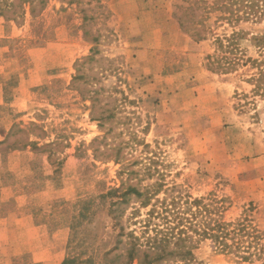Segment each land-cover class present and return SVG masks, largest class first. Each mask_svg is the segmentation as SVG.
<instances>
[{"label": "rangeland", "instance_id": "1", "mask_svg": "<svg viewBox=\"0 0 264 264\" xmlns=\"http://www.w3.org/2000/svg\"><path fill=\"white\" fill-rule=\"evenodd\" d=\"M2 1L0 264H126L120 228L142 241L150 209L130 188L157 191V211L200 201L207 212L193 224L246 226L236 252L249 248L250 264H264L256 70L209 71L212 41L194 42L173 16L182 0L35 1L33 14ZM238 30L264 36V18ZM193 257L235 264L209 239Z\"/></svg>", "mask_w": 264, "mask_h": 264}, {"label": "trees", "instance_id": "2", "mask_svg": "<svg viewBox=\"0 0 264 264\" xmlns=\"http://www.w3.org/2000/svg\"><path fill=\"white\" fill-rule=\"evenodd\" d=\"M21 1L22 5L29 6L30 13L33 14L35 1L43 9L47 0ZM2 3L5 7L14 6L9 0H3ZM174 7L173 16L177 20L181 32L188 35L194 42L212 41L214 54L207 57L209 71L228 74L238 67L250 64L257 72L252 81L255 82L256 88L262 86L264 81V36H252L238 30V27L242 23H257L263 20L264 0H182L181 4ZM0 16L3 15L0 14ZM212 17L215 18L213 28L208 23ZM217 27H227L229 33L224 31L223 34H218L215 31ZM244 44H248V46L244 47ZM248 52H254L260 58L253 59ZM128 191L138 199H142L141 208L150 206V209L146 215L149 220L143 222L146 223L142 232L144 235L142 241V237L136 236L133 231L124 234V228H120V235L123 233L129 239L128 242H125L126 245H129L126 250V264H132L134 261H137L138 264H191L194 261L193 248L200 239H209L214 243L216 249L232 255L235 264H250L254 257L258 258L255 252L248 251L249 248H246V252H236L241 249V243L244 242V237L240 234L247 232L249 236L246 226L240 225L229 230L230 224L223 222L221 218L213 222L209 218L208 222L193 224L197 216L202 212L205 214L207 212L205 206L200 208V201L194 200L186 203L187 209L176 208V205H172L163 206L161 210L157 211L155 204H151L157 191L151 192L148 189L141 193L132 188ZM123 202L124 200L121 198L120 203ZM157 202L155 200V203ZM192 206L195 211L191 210ZM138 214L139 210H134L130 216L134 219ZM151 219L158 220L160 224H154L148 232ZM205 219L208 218L205 217ZM194 237H197V240H194ZM227 240L230 241L229 244Z\"/></svg>", "mask_w": 264, "mask_h": 264}, {"label": "crops", "instance_id": "3", "mask_svg": "<svg viewBox=\"0 0 264 264\" xmlns=\"http://www.w3.org/2000/svg\"><path fill=\"white\" fill-rule=\"evenodd\" d=\"M1 191H3V189H0ZM5 190H7V189H5ZM4 190V191H5ZM0 223H4V224H7L8 222H7V218L5 217L4 219H2L1 221H0Z\"/></svg>", "mask_w": 264, "mask_h": 264}]
</instances>
